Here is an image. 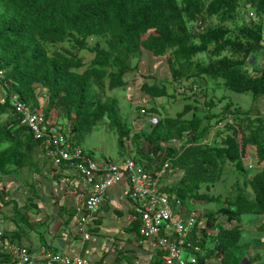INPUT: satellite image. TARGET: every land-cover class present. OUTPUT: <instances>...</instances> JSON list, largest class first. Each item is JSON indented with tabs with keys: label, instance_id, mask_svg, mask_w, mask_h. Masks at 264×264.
Wrapping results in <instances>:
<instances>
[{
	"label": "trees",
	"instance_id": "obj_1",
	"mask_svg": "<svg viewBox=\"0 0 264 264\" xmlns=\"http://www.w3.org/2000/svg\"><path fill=\"white\" fill-rule=\"evenodd\" d=\"M244 4L254 9L258 17L264 16V0H0L3 8L0 11V66L10 70L7 76L9 91L18 95L21 101L36 106L34 85L46 90L48 104L45 114L60 110L63 119L69 122L73 139L78 140L91 133L100 122L107 119L118 134V150L123 158H127L126 153L131 149L133 158L144 163L145 168H150L155 164L153 158L165 153L167 157L174 158L173 175L180 176L166 191L183 203L190 199L215 203L219 200L218 195L210 196L199 190L204 186L207 191L208 186L219 182L225 162L244 171L241 158L246 154L247 147L253 145L256 163H264V139L259 135L264 127L262 120L254 127L249 118H243L242 121L247 119L250 133L246 135L241 131L239 151L235 139L237 131L232 125L227 126L230 133L221 139L219 146H210L206 141L213 127L225 119L229 105L215 120L210 116L202 119L193 114L187 121L183 117L192 109L188 105L175 118L161 119L147 132L135 131L130 135L133 129L121 123L112 99L102 100L101 97L106 90L126 85L124 77L136 70L137 66H132V61L140 57L142 50L154 57L165 58L172 81L222 78L224 86L235 93L249 91L254 96H264V67L261 75L255 78L242 70L249 54L262 50L261 24L253 30L242 28L240 36L233 41L223 40L227 30H212L195 48L190 42L191 36L184 21V16L192 19L197 15L203 16L202 12L205 11L209 16H215L221 24L231 23L236 20L237 12ZM92 39L102 40L104 46L96 41L89 47ZM66 41L72 44L74 52L60 48L48 55V44ZM210 46L214 47L211 56L228 48L241 59L223 56L215 61L210 59L207 65L195 62L197 51H205ZM85 49L93 54V58L80 71L84 67V60L78 52ZM140 90L152 98L167 95L164 84L157 86L144 83ZM212 105L206 103L208 107ZM11 109L8 98L0 102V173L11 175L19 170H30L39 175L41 171L37 169L34 159L38 143L30 135L26 139L19 136V132L25 128L20 126L21 120ZM147 111L158 113L154 108ZM236 114L241 115L240 112ZM4 115L7 116L5 123L1 124ZM203 120L208 121L207 124ZM212 122L215 125H210ZM184 133L191 136L189 141L192 144L182 148L179 153L170 143L181 138ZM125 139L132 144L131 148ZM140 140L146 141L155 152L149 150L143 156L141 150L138 151L134 146ZM159 166L157 164L156 168ZM55 179L60 184V180ZM245 183L251 190L253 200L247 199L241 191L232 201L226 200L225 208L205 215L210 228L216 216L225 217L227 222L234 221L239 215L264 217V166ZM28 185L32 188L33 196L28 198L26 206H33L34 197L46 203L39 191L36 192L35 185ZM17 209L15 207L13 216L6 219L12 224L13 230L6 231L7 235L3 233L9 243L19 245L22 228H27L29 232L31 227L26 214ZM119 215L122 216L121 213ZM138 226L133 221L131 228L126 231L138 234ZM259 231L264 232V225ZM240 235L238 226L219 228L214 254L224 256L232 248L237 249L241 242ZM41 237L45 243L44 235ZM119 253L122 254L121 249ZM158 255L160 253L152 252L148 245L138 244L131 251L130 258L125 254L123 256L127 264H157Z\"/></svg>",
	"mask_w": 264,
	"mask_h": 264
},
{
	"label": "rangeland",
	"instance_id": "obj_2",
	"mask_svg": "<svg viewBox=\"0 0 264 264\" xmlns=\"http://www.w3.org/2000/svg\"><path fill=\"white\" fill-rule=\"evenodd\" d=\"M243 7L242 11L245 13H254L249 7H245L244 5ZM245 22L247 21L243 18L237 23V25L240 26L242 23L245 24ZM252 22L255 23V21ZM228 28L232 31L234 30L232 25H228ZM96 41H99L100 44L104 46L103 41L100 39H94L91 41L90 46H93ZM59 47L65 48V45L62 44L60 46H54L53 48L58 49ZM68 47H70V45H68ZM78 55L84 60V67L80 70L83 71L92 60L93 55L85 51H79ZM258 56L262 57L261 53L257 52L252 55V57ZM202 61H206L205 57L202 58ZM257 62L258 60L256 61V64ZM135 65L137 66L136 70L125 75L124 79L126 85L124 87L106 90L101 97L102 100L109 98L112 99L111 101L116 105L117 115L121 123L126 127L134 128L130 131V135L135 133V131L137 132V130L141 131L139 129L141 126L143 132H147L150 129L148 118L140 113L141 108L156 109L158 112L156 113V116L158 114V118L161 120L165 118H175L176 114L182 112L185 106L190 105L192 106V109L183 117V120L189 121L193 114L202 119L205 116H210L215 120V117L222 113L226 105L230 104L229 113L232 115L227 113L226 116L229 115L228 118L230 122H234L233 124L240 126L241 130L247 135L248 128L246 127L248 122L242 121L245 116L249 117L254 126L258 125V121H256L258 117L263 118L264 121V97L254 100L249 92L235 93L230 91L224 86V80L222 78L202 77L197 80L191 79L178 85V83L171 79L165 58L154 57L146 52H143L138 60H133L132 66ZM249 65L251 66V63L246 62V66ZM144 83L157 86L164 84L167 90V95L160 98H152L144 95L140 90ZM34 90L36 95L41 96L40 94L42 91L38 86H35ZM43 97L45 96L43 95ZM43 102L45 106L46 100L44 99L42 103ZM208 102H212L213 105L211 107L205 106L204 104ZM235 111H240L241 114L243 113L245 116L240 115L238 117H233V115H238L235 114ZM58 113L62 115L60 110H58ZM6 117L7 116L5 115L1 118V124L5 123L4 120ZM61 121L64 122V126H68L65 121ZM203 122L207 124L208 121L203 120ZM210 125H215V122L210 123ZM224 132H226V130H224ZM224 132L220 134L218 142L214 141L212 144L213 146H218L220 144V140L227 134V132ZM254 133H256V131ZM259 135L264 139V127L259 132ZM19 136L24 138L27 136V133L21 131ZM117 138V132L110 127L108 120L104 119L91 133L84 135L76 140V142L85 155L97 162L105 160L117 162L123 160L124 157L119 153ZM236 138L240 141V134L237 135ZM209 139L210 136L207 137L206 141L209 142ZM129 143L130 142H127L126 144ZM131 145L132 144H129L127 146L131 148ZM134 146H136L138 151L141 150L143 156H146L145 154L146 152L149 153V150H154L155 152V149L146 141H136ZM129 151L130 152L126 153V157L132 156L131 154L133 151L131 149ZM254 151L255 148L253 145L247 147L246 152L250 155L252 160L255 158ZM34 159L36 160L37 169L41 171V174L39 175L28 170L18 171L11 175H3L0 173V230L5 232V234L6 231L13 230L12 224L6 219L13 216L15 207L18 208L17 210L24 212L30 220V231L28 232L27 228H22L23 232L21 231V243L24 245L31 244L32 240L39 239L38 236L41 237V235H45L46 232L61 234V232L67 230L68 225H71L74 220L71 205L66 201L64 195V185L62 182L57 184L55 179L57 178L59 180L61 175L53 170L51 163L48 159H45L42 150L38 147L35 149ZM256 171V169L250 168L247 163L244 165L243 171L237 169L233 164L226 162L223 167L222 181L220 179L215 185L208 186L207 191L204 186L199 190L200 193H207L210 196L218 195L219 200L215 203H207L190 199L186 204L191 209H196L197 211L202 212L203 215H206L215 212L218 209L225 208V201H232L240 191L247 199L252 201L253 195L245 182H247ZM74 174L77 176L76 173ZM177 179L178 176L171 174V176L166 179V184L172 185V182ZM28 184L35 185L36 192L39 191L43 200L46 201L45 204L43 201H41V203L36 197H34L33 206H26L28 198L33 196L32 188ZM112 192L115 194L116 199L117 197L120 199L122 197L125 198L126 196L124 188L121 192L119 189L113 190ZM125 202V199L123 201L119 200L118 202H108L106 205L107 212L100 220V232L103 233L104 230L108 232V235H106V241H104L107 242L105 248L107 253L105 254V258L108 257L111 261L116 259L119 261V264H127L123 254H126V251L130 250V246H133L134 239H136L135 232L127 233L126 231L129 229H127V222H129L130 218L128 212H125L128 209L127 203ZM14 204H16V206H14ZM47 212H49V214H47ZM119 213H121L122 216H120ZM237 219L241 225H244L242 226L243 233L240 235V244L242 245V243H246V245L249 244L250 249L254 248L255 241L258 240V238H263V236L257 233L255 234L252 229L249 231V224L251 223V226L259 225L261 222H264V217L243 215L237 217ZM60 220L64 223H61ZM213 223L214 225L212 228L217 230L221 227L224 228L229 224L223 216H216ZM231 225H236V221H232ZM40 227L41 229L38 234L36 232H38L37 229ZM246 232H248V234H245ZM117 236L119 238H117ZM91 239L92 240L85 242L86 251H88V248L95 243L94 237ZM110 245L111 247H109ZM212 245L213 242L210 244V247ZM73 247L74 246H72V248ZM246 247L244 249H246ZM148 248H150L152 252L154 251L152 246H148ZM120 249L122 256L119 253ZM226 254L224 255L223 264H253L251 260L252 256H246L247 260L245 262L243 261V257H241L242 255L239 257L240 259H236L234 255L231 254V251ZM83 255L85 257H90L87 252ZM139 257L141 258V255ZM183 258H186V254L183 255ZM6 262L8 261L0 259V264H6Z\"/></svg>",
	"mask_w": 264,
	"mask_h": 264
},
{
	"label": "built area",
	"instance_id": "obj_3",
	"mask_svg": "<svg viewBox=\"0 0 264 264\" xmlns=\"http://www.w3.org/2000/svg\"><path fill=\"white\" fill-rule=\"evenodd\" d=\"M21 113L25 116L23 123L28 125L34 139L45 138L46 154L54 168L62 171L63 176L77 174V178L63 180L67 185L65 195L75 204L73 233L88 240L89 228L106 205L108 193L123 187L128 191L133 215L139 223L138 244L152 246L160 253L157 264H215L220 261L209 258L201 246L205 236H216L218 230L212 232L205 222H200L197 211L188 210L177 198H170L166 185L161 183L170 167L168 162L158 171H148L133 158L97 162L69 142L58 127L51 123L43 126L42 114L26 109ZM157 122L155 117L150 119L151 125ZM0 256H7L10 264H38L40 261L45 264H94L79 256L49 253L45 248H40L37 254L32 253L27 245L9 243L1 231Z\"/></svg>",
	"mask_w": 264,
	"mask_h": 264
},
{
	"label": "clouds",
	"instance_id": "obj_4",
	"mask_svg": "<svg viewBox=\"0 0 264 264\" xmlns=\"http://www.w3.org/2000/svg\"><path fill=\"white\" fill-rule=\"evenodd\" d=\"M5 4V3H4ZM6 6V5H5ZM244 6L245 7H249L248 5H245L244 4ZM205 7H207V4H206V6ZM242 8H244L243 7V5L241 6V9L240 10H238V12H237V18H236V20L234 21V22H231V23H225V24H221V23H219L218 21H217V18H214L215 16H209L205 11L204 12H202V14H203V16H199L198 17V15L196 16V17H194V18H192V19H188V18H186L185 16H184V21H185V23H186V29H187V32H188V34L191 36L190 37V42H191V44L196 48L197 46H199L200 45V43H202V38L204 37V36H206L207 34H209V32L210 31H212V30H215V29H218V28H221V29H223V30H227V34L226 35H224V37H223V40H231V41H233V39H235V38H237V37H239L240 36V30L242 29V28H247V29H250V30H253V28L255 27V26H257L258 24H261L262 25V41H261V45H262V50L259 52V53H261V55H262V57H260V56H258V57H252V55H254L255 53H257V52H252V53H250L249 55V58H248V60L246 61V62H250L251 63V66L249 65V66H246V62H245V64L244 65H242V70L246 73V74H248L250 77H252V78H255V77H259L261 74H260V72H261V70H262V68L264 67V16H262V17H258L256 14H255V12L254 13H245L244 11H242ZM250 8V7H249ZM2 6H0V11H2ZM250 9H252V8H250ZM253 11H254V9H252ZM243 18H245L246 19V21L248 22H245V24L244 23H242L240 26H238L237 25V23L241 20V19H243ZM215 20H216V24H215ZM252 21H255V23H253ZM228 25H232L233 26V28H234V30L232 31V30H230L229 28H228ZM94 39H92L91 41H93ZM90 41V42H91ZM218 42H222V40H219ZM241 42L242 43H245V41L244 40H241ZM62 44H64L65 45V50L66 51H73L74 52V49H73V47H72V44H70L68 41H66L65 43H59V44H48L47 46H48V50H49V52H48V55H51V51H53V50H58V49H60V48H63V47H59L58 49H54L53 47L54 46H60V45H62ZM68 45H70V47H68ZM89 47H91L90 46V43H89ZM213 49H214V47L213 46H210V47H208V49L207 50H205V51H197V54H196V56L194 57V61L195 62H198V63H201V64H203V65H207L208 63H209V61H210V59H213V61H215L216 60V58H220V56L221 57H223V56H230L229 57V59H233V60H240L241 59V57L240 56H236V55H234L228 48H226V50L227 51H222L221 53H219V54H217V55H215V56H211V52L213 51ZM0 51H1V48H0ZM79 51V50H78ZM80 51H85V52H87L86 51V49L85 50H80ZM143 51V50H142ZM229 51V52H228ZM143 52H146V51H143ZM142 52V53H143ZM90 53V52H89ZM146 53H148V52H146ZM230 53V54H229ZM92 54V53H91ZM148 54H150V53H148ZM93 55V54H92ZM142 55V54H141ZM203 57H205V62H203L202 61V58ZM208 57H209V60H208ZM139 59V58H138ZM138 59H136V60H138ZM258 60V62H257V64H256V61ZM141 61V60H140ZM133 62V61H132ZM251 67V68H250ZM80 73V72H79ZM9 74H10V70H8V69H4L2 66H0V102H3L4 101V99H6V98H8V102H9V104H10V106H11V111L13 112V114L17 117V118H19L20 120H21V122H20V126H22L23 128H25V132L27 133V136H31V138H32V140L34 141V142H36V143H38V146H36V148L38 147V148H40L41 150H42V153L44 154V157H45V159L47 160H49V162L51 163V165H52V168H53V170L57 173V174H59V175H61V177H60V182H62L63 183V185H64V195H65V191L67 190V185L65 184V182L63 181L64 180V178H69V179H73V178H77V176L73 173V174H68V175H66V176H63L62 175V171H57V169L56 168H54V166H53V164H52V162H51V160H50V158L47 156V151H46V142H45V138H41V139H34V137H33V134H32V132H31V130H30V128L28 127V125L27 124H25V123H23V121H24V118H25V116H24V114H22L21 113V110L22 109H26V110H28L29 112H31V113H36V112H38V113H40V114H42V120H43V126H47V123H51L53 126H55V127H58L60 130H61V132L63 133V135H64V137L69 141V142H72V143H74V144H76L77 145V142H76V139H73L72 137V134L69 132V127L67 126V125H65L64 126V122H62L61 120H63V121H65L68 125H69V122L68 121H66V120H64L63 119V116L62 115H60L59 113H58V111H55V110H51L50 112H48V114L46 115L45 114V112H44V110L46 109V107H47V104H48V94H47V92H46V90H44L41 86H39V85H34V87L35 86H38L40 89H41V96H38V95H36V93H35V90H34V87H33V92H34V99H35V101H36V106H34L32 103H30V102H24V101H21L20 100V98H19V96L18 95H16L14 92H10L9 91V87H8V79H7V76H9ZM191 79H193V78H190L189 80H191ZM197 79H200V78H197ZM189 80H181L180 82H177L176 81V83H178V85H180V84H183L184 82H187V81H189ZM194 80H196V78H194ZM175 82V81H174ZM229 90V89H228ZM230 91H232V90H230ZM247 92H249V91H247ZM243 93H246V92H243ZM249 93H251V92H249ZM43 95L45 96V97H43ZM251 95H252V97H253V99L254 100H256V99H258V98H260V97H264V96H254L252 93H251ZM173 96H174V94H173ZM41 97V98H40ZM44 99L46 100V105L44 106V102L42 103V101H44ZM111 99V98H110ZM209 104L210 103H212V102H208ZM213 104V103H212ZM205 106H206V103L204 104ZM229 105V107H230V104H228ZM20 108V109H19ZM19 109V110H18ZM236 112H240V111H235V114H236ZM140 113L143 115V116H145V117H147L148 118V123H149V125H150V128H153V127H155L158 123H159V121H160V119L158 118V114H157V116H156V113H150V112H148L147 111V109L146 108H141L140 109ZM227 113H229V108H228V112ZM227 113H225V119L223 120V121H220L219 123H217L214 127H213V129L211 130V132H210V134H209V136H210V139H209V142H207V144L208 145H210V146H213L212 144L214 143V141L216 142H218V138L220 137V134L222 133V132H224V130H226V132H227V134H229L230 132L227 130V126L228 125H232L233 127H234V129L237 131V134L235 135V139H236V142H237V146H238V149H239V151L241 150V127L240 126H236L235 124H233L232 122H230V120H229V115H232L231 113H229V115L228 116H226V114ZM241 113V112H240ZM241 115H244L245 116V114H241ZM247 115V114H246ZM5 116V115H4ZM238 116H240L239 114L238 115H233V117H238ZM3 117V116H2ZM153 117H155L157 120H158V122L155 124V125H151V123H150V119L151 118H153ZM244 118H249V117H244ZM6 119V118H5ZM247 119L245 120V122H247ZM248 120H250V119H248ZM259 120H262V122H264L263 121V118H261V117H258L257 118V120L256 121H258V124H259ZM251 121V120H250ZM252 123V122H251ZM252 125L254 126V124L252 123ZM258 126V125H257ZM40 127V126H39ZM255 127V126H254ZM130 128H132V127H130ZM246 128H248V135H249V133H250V128L248 127V125H247V127ZM40 129L42 130V128L40 127ZM132 129H134V128H132ZM139 129L141 130V131H143L142 130V126L141 127H139ZM240 130V131H239ZM43 131V130H42ZM21 132V131H20ZM19 132V133H20ZM137 132H139V130H137ZM226 132H224V133H226ZM243 132V131H242ZM245 132H243V134H244ZM219 134V135H218ZM226 134V135H227ZM240 134V141H238L237 140V135H239ZM246 134V133H245ZM188 135V136H187ZM225 135V136H226ZM247 135V134H246ZM208 136V137H209ZM216 136H217V138H216ZM190 138H191V136H189V134H187V133H184V134H182V136H181V138H177V139H174V140H172V142H171V144H172V147H175L177 150H178V152L180 153L181 152V150H182V148H188V147H190V145L192 144V143H190ZM23 139H26V136L23 138ZM126 140V143L127 142H130L128 139H125ZM220 142H221V140H220ZM219 142V143H220ZM78 146V145H77ZM219 146V145H218ZM35 148V149H36ZM255 148V147H254ZM254 156H255V151H254ZM127 158H133V156H127ZM127 158H123V160H125V159H127ZM134 159V158H133ZM154 159V161H155V164H152V166L150 167V168H145V165H144V163H142V162H138V163H141L143 166H144V168L145 169H147L148 171H153V170H160L161 169V167L166 163V162H168L169 163V165H170V167H169V169H168V171H167V174H166V176H164V178H162L161 179V183L162 184H165L166 185V190H168V187H170L171 185L169 184V185H167L166 184V179H168L170 176H171V174H173L172 172H173V170H172V167H173V165H172V162H173V160H174V158H172V157H167L166 155H165V153H161L156 159L155 158H153ZM242 159V161H243V168H244V165L247 163L249 166H250V168H253V169H256L257 171H259L263 166H264V163H262V164H260V165H258L257 163H256V156H255V158H254V160H252L251 159V157H250V155L246 152V154L241 158ZM105 161H111V160H105ZM120 161H122V160H120ZM135 161L137 162V159H135ZM226 163V162H225ZM229 163V162H228ZM157 164H159L160 166H159V168H156V165ZM250 170V169H249ZM19 171H22V170H19ZM30 171V170H29ZM256 171V172H257ZM18 172V171H17ZM170 174V175H169ZM174 176H177V175H174ZM223 177V176H222ZM252 177V176H251ZM250 177V178H251ZM180 178V176H178V179ZM249 178V179H250ZM177 179V180H178ZM221 181H222V179H221ZM248 182V181H247ZM80 188H82L83 190H84V186H82V185H80ZM117 189H119V191L121 192V190L123 189V187L122 188H116V189H114V190H117ZM124 190H125V192H126V196H125V201H126V203H129V206H130V210H131V212H129L131 215H132V217H133V221H136L137 223H138V221L136 220V218L134 217V215H133V210H132V208H131V203H130V200H129V198H128V191H127V189H125L124 188ZM113 191V190H112ZM112 191H110L109 193H108V200H107V202H106V205L108 204V202H114V197H115V195H112ZM168 194H170L169 192H168ZM65 198H66V201L71 205V208H72V211H73V223H71V225H68V227H67V230H66V232L68 233V234H72L73 236H75V237H78V238H80L83 242H86V241H89V240H91V238H92V236L93 235H95L96 234V232H94V229H92V227H94L95 226V220H97V217H98V215H99V213H98V215L94 218V220H93V222H92V225L90 226V228H89V233H90V238L88 239V240H83L82 239V237H80V236H78V235H76L75 233H73V231L71 230V228H72V226H73V224L75 223V215H74V213H75V211H74V206H75V204H74V202H73V200H71L68 196H66L65 195ZM123 198V197H122ZM170 198H176L175 196H173V195H171L170 194ZM178 199V198H177ZM120 201H123L121 198L119 199ZM118 200V201H119ZM180 200V199H179ZM182 202V201H181ZM183 203V202H182ZM45 204V203H44ZM185 206H186V208H188V210H190L191 208L189 207V206H187V204L186 203H183ZM106 205L104 206V207H106ZM103 207V208H104ZM103 208H101V209H103ZM101 209H100V211H101ZM233 210H234V208H232ZM191 210H195V211H197L196 209H191ZM99 211V212H100ZM126 212H128V211H126ZM198 213H199V215H200V218H199V220H200V222H205L206 223V227L207 228H209V229H211L212 230V232H213V230H214V228H210L208 225H207V220H206V218H205V215H203V213L202 212H200V211H197ZM238 217V216H237ZM139 224V223H138ZM217 230V229H216ZM1 231V230H0ZM2 233H3V231H1ZM218 232H219V230H218ZM4 234V233H3ZM45 235H46V233H45ZM217 235H218V233H217ZM217 235L215 236V235H211L210 237H206L205 236V238L203 239V241L201 242V246L203 247V249H204V251H206V253H207V256L210 258V257H214V258H217V259H219L220 261L219 262H217V263H215V264H223V259H222V257L223 256H217L216 254H214V252H213V250H214V247H215V244H216V242H217ZM194 236V234L192 235V237ZM5 237V236H4ZM137 237H138V240H139V238H140V235H139V226H138V234H137ZM213 242V245L210 247V244ZM19 245H24L23 243H21V244H19ZM27 246H29V245H27ZM245 246H247L246 247V249H249L250 248V246H249V244H247V245H245ZM51 247V246H50ZM49 246H46V245H43V246H39V247H36L35 249H33V248H31L30 247V251L32 252V253H38L39 252V250H40V248H45L46 249V251L47 252H49V253H54V254H58V255H62V256H69V257H75V256H70V255H65V254H60V253H57V252H55V251H53V250H51V248H50ZM239 248H241V244L238 246ZM246 249H244V250H246ZM80 258H82V259H86V260H89V261H91L92 263H94V264H97V263H95L93 260H91V259H89V258H86V257H82V256H79ZM7 258V259H6ZM0 259H2V260H5V261H8V262H6V264H10V259L7 257V256H0ZM250 262V261H249ZM38 264H45L43 261H40V262H38Z\"/></svg>",
	"mask_w": 264,
	"mask_h": 264
},
{
	"label": "crops",
	"instance_id": "obj_5",
	"mask_svg": "<svg viewBox=\"0 0 264 264\" xmlns=\"http://www.w3.org/2000/svg\"><path fill=\"white\" fill-rule=\"evenodd\" d=\"M112 195H115V194L112 192ZM121 199L124 200V198H121ZM118 200H119L118 197H117V199L114 197V202H118ZM127 206H128V209L126 211H128L129 218H130L129 222H127L128 223L127 229L128 228L130 229L131 224L133 222V220H132L133 217L129 213V212H131L129 203H127ZM106 212H107L106 207L101 209V211L99 212V215L97 217V221L95 222V226L92 227V229H94V232H96V234L92 236V238L94 237L95 243L88 248V251H86L85 242H83L78 237H75L73 235L68 234L66 231L61 232V234H58V233L54 234L52 232H46V235H44V237H43V239L45 240V243L42 242V237L38 236L39 239H37V240L34 239L35 241L32 240L31 244H29V247L35 249V247H39V246H43V245H46L49 247L51 246L50 247L51 250H53L57 253H60V254H65V255H70V256L85 257L83 254L85 252H87L90 257H86V258L93 260L97 264H105V263L106 264H114V263L119 264V261L116 259L111 261L110 258H108V257L105 258V254L107 253L105 250V248L107 246V242H104V241H106V238H107L106 235H108V232H106V230H104L103 233L100 232L101 231L100 220ZM47 214H49V212H47ZM239 216H243V215H239ZM234 221H236V225L233 226V225H231V222H228L229 224H227V226H225L224 228H230V227L238 226L240 231H241V234H242L243 233L242 232V226H244V225H241V223L238 222L239 220L237 218ZM60 222L64 223L62 220H60ZM249 225H250L249 231H250V229H252V231L255 232V234L256 233L260 234L263 236V238H261V239L258 238V240L255 241L254 248H252V249L249 248L250 250L249 249L244 250V248L246 247L245 246L246 243H242L241 248H239V247L237 249L232 248L230 250L231 254H233L236 259H240L239 257L242 255L241 257H243V261H245V262L247 260L246 256H252L251 260H252L253 264H264V232L259 231V228L263 227L264 222H261L259 225L251 226V223ZM56 228H60V227H56ZM40 229H41V227L37 229L38 232H36V233L39 234ZM245 234H248V232H246ZM135 237H136V239H134L133 246H130V248H129L130 250L126 251L127 253L125 254L129 258L131 257V251L135 250L137 247L136 245H138V237H137L136 232H135ZM117 238H119V237L117 236ZM86 242H88V241H86ZM72 246H74V247L72 248ZM109 247H111V245ZM222 259L224 260V256L222 257Z\"/></svg>",
	"mask_w": 264,
	"mask_h": 264
}]
</instances>
